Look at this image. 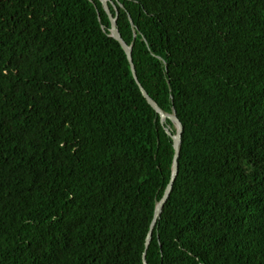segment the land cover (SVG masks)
<instances>
[{"label": "trees", "instance_id": "obj_1", "mask_svg": "<svg viewBox=\"0 0 264 264\" xmlns=\"http://www.w3.org/2000/svg\"><path fill=\"white\" fill-rule=\"evenodd\" d=\"M116 9L151 241L101 1L0 0V264H264V0Z\"/></svg>", "mask_w": 264, "mask_h": 264}, {"label": "water", "instance_id": "obj_2", "mask_svg": "<svg viewBox=\"0 0 264 264\" xmlns=\"http://www.w3.org/2000/svg\"><path fill=\"white\" fill-rule=\"evenodd\" d=\"M100 1H101V4H102V8L104 9L105 13L107 14L108 19H109L110 24H111L109 36L114 38L121 45L123 51L125 52V54L127 56V59L129 61L130 68H131L134 80L138 84L139 89H140V91L142 93V96L147 100L149 105L159 114L160 123H161L165 133L172 139L173 148H174V151H175L174 157H173V161H172L170 181H169V183L167 184V186H166V188L164 190L163 196L161 197V199L156 204V208H155V212H154V218H153V221L151 223L150 230H149V232L147 234V237H146L145 246L147 248L149 243H150V241H151V238H152V232H153V228L155 226V223H156L158 217L161 214L162 207H163L164 203L166 202V200H167V198H168V196H169V194L171 192L173 182H174V180L176 178V175H177V170H178L177 159H178L179 147H180V143H181L182 124L179 121V119L177 118V116L175 114V110H173L171 114L164 113L157 106V104L149 97V95L144 90V88L140 85V83H139V81L137 79V75H136L134 64L132 62L131 46L127 45L122 40V38L120 36V33H119V31H118V29L116 27V18L118 16V11L116 9V5H119V0H100ZM111 7H113L114 10H115V15L114 16L111 13ZM129 20L131 22L130 17H129ZM166 120H169L171 122V124L173 125V127L175 128L176 132H175L174 135L172 134V132L169 129V127L165 124ZM143 264H147L146 259H145V254H143Z\"/></svg>", "mask_w": 264, "mask_h": 264}]
</instances>
